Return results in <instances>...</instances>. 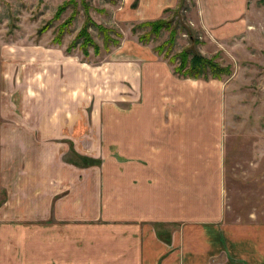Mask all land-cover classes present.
Returning <instances> with one entry per match:
<instances>
[{"label": "crops", "instance_id": "0c3cea01", "mask_svg": "<svg viewBox=\"0 0 264 264\" xmlns=\"http://www.w3.org/2000/svg\"><path fill=\"white\" fill-rule=\"evenodd\" d=\"M192 1L209 42L241 29L245 0ZM172 3L138 5L148 21ZM131 54L91 67L50 48L30 67L26 123L0 140L3 167L7 151H25L20 174L1 177L0 264L229 263L220 83L178 77L149 50ZM70 149L99 166L82 168ZM154 225L170 229L168 242ZM200 229L210 232L202 241Z\"/></svg>", "mask_w": 264, "mask_h": 264}, {"label": "rangeland", "instance_id": "374dc122", "mask_svg": "<svg viewBox=\"0 0 264 264\" xmlns=\"http://www.w3.org/2000/svg\"><path fill=\"white\" fill-rule=\"evenodd\" d=\"M138 4L139 0H0V140L10 137L6 128L26 123L20 112L28 101L20 105L19 90L28 89V71L43 62L45 49L91 67L124 62L135 49L149 50L178 77L182 76L174 69L179 58L174 57L180 52L187 53L186 62L193 54L211 59L226 74L196 79L217 81L221 89L220 224L229 241L224 252L228 264H264V0H245L241 29L216 42H209L197 27L192 0H173L171 7L148 21ZM155 20H163L164 26L144 25ZM86 39L90 43L84 44ZM19 153L23 158V150H16L15 158L14 151H7L10 166L3 167L0 144V203L5 196L2 175L21 172ZM67 156L82 168L100 164V159L71 149ZM167 229L153 227L165 243ZM196 233L198 241L210 235L204 229ZM242 255L245 259L239 258Z\"/></svg>", "mask_w": 264, "mask_h": 264}, {"label": "trees", "instance_id": "16d2710c", "mask_svg": "<svg viewBox=\"0 0 264 264\" xmlns=\"http://www.w3.org/2000/svg\"><path fill=\"white\" fill-rule=\"evenodd\" d=\"M61 9H59V11ZM144 25H148L151 28H160L164 26V22L163 20H155L153 22L144 23ZM82 32L83 31H81L80 34ZM83 43L86 44L90 42L88 39H86ZM187 56V53L182 51L174 57V59L179 58V66L174 69V72L178 75H181L182 77L196 79L199 77L205 78L209 76L210 78L217 79L220 77V75L226 74L225 69L220 68L211 59L207 60L199 55L193 54L186 62Z\"/></svg>", "mask_w": 264, "mask_h": 264}]
</instances>
